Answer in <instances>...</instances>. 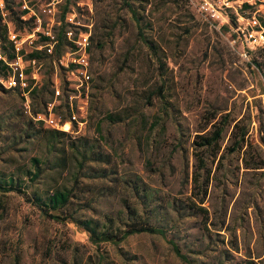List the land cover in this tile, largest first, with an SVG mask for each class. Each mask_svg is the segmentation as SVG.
<instances>
[{
    "label": "rangeland",
    "instance_id": "374dc122",
    "mask_svg": "<svg viewBox=\"0 0 264 264\" xmlns=\"http://www.w3.org/2000/svg\"><path fill=\"white\" fill-rule=\"evenodd\" d=\"M50 1L30 4L37 12ZM64 1L58 0L59 15ZM12 2L18 10L17 0ZM67 9L76 22L68 28L88 34L90 81L75 91V78L56 65L65 62V38L50 57L55 65L49 57L40 60L35 79L25 70L24 83L34 81L32 89L49 83L42 99L28 100V113L14 90H0V173L42 196L72 185L59 214L92 218L114 230L136 219L163 227L164 234L139 231L95 246L71 219H48L8 191L0 193V264H13L15 257L17 264H264V166L254 167L264 164V66L259 71L243 60L230 29L188 0H68ZM26 25L14 23V31L26 38ZM256 49L249 57L257 56ZM64 75L70 89L65 103L52 90L54 76ZM59 102L64 105L50 112L57 127L38 118ZM69 114L73 122L59 125ZM220 123L218 151L203 153L206 195L195 201L207 213L189 215L192 177L205 175L195 168L192 141ZM234 124L246 134L230 151ZM52 129L65 134L51 147ZM86 150L91 157L75 183L71 173ZM32 157L42 168L33 181L25 174L34 168ZM133 182L152 188L153 196L141 202L128 186ZM126 205L136 208V217Z\"/></svg>",
    "mask_w": 264,
    "mask_h": 264
},
{
    "label": "trees",
    "instance_id": "16d2710c",
    "mask_svg": "<svg viewBox=\"0 0 264 264\" xmlns=\"http://www.w3.org/2000/svg\"><path fill=\"white\" fill-rule=\"evenodd\" d=\"M3 6L5 11L7 12V19L13 24L16 23V25L19 26V24H29L31 27L29 28V25H26L29 29V31L32 29L33 24L31 19L22 20L20 18L21 12L19 10H15L12 6L13 2L12 0H2ZM125 6L129 9L132 16L135 17V11L131 8L130 4L127 2H124ZM68 0L64 1V6L62 8V13L60 14L61 17V23L56 26V31L54 33V37L56 40L55 46L59 48L60 46H63L62 44L65 42V29L67 27L66 22L63 21V15L68 10L67 9ZM137 20V18H135ZM264 28V22L262 24ZM138 35L140 39H143L142 33L140 29H138ZM33 46L35 44H43L46 43L47 40H49L48 36H45L41 33H38L37 37L33 39ZM100 47V45L98 46ZM0 50L1 53L4 55V59L6 61H9L13 58L14 54L12 52V45L11 42L7 39V33H6V26L4 24L0 23ZM56 50V49H55ZM255 51H257V56H251L249 63L254 65L259 71H261L262 66H264V46L257 48ZM22 52V51H21ZM24 59H36L37 61L43 60V58H50V56L44 52V50H37V49H30L23 53ZM259 57V58H258ZM51 62V58H50ZM58 68L63 69L61 66H58ZM6 64L4 60L0 59V75H6ZM262 78L264 79V73H261ZM48 81L44 82L40 87L36 89H31L28 91V100L31 98H38L42 99L43 91L48 86ZM60 84H61V96L64 97L63 101H66V95H65V87L66 82L63 80V78H60ZM0 90H14L20 98L23 100L22 95H20L19 90L17 87L13 88H4L0 84ZM64 101V103H65ZM64 103L59 102L57 106H54L55 108L60 107L64 105ZM66 119H63L64 121ZM61 121V122H62ZM224 123H220L213 126V129L205 134H196V138L192 141L193 145V157L195 159V168L197 171H203L205 175L199 180L198 177L201 176V174H197V176L194 174L192 177L193 187L191 190V194L188 196V200L191 203V208L189 209L190 212H188L189 215L196 214L198 210L202 208H198L199 206L196 205V202H202L204 200V197L206 195V187L208 182V174L209 170L206 168V161L205 157L203 155L206 154L205 152L211 153V155H215L218 151V141L221 138V133L223 131ZM51 136L48 138L47 144L51 147L53 146L54 142L57 140L58 136L64 135L65 133L62 130L52 129ZM246 134V129L238 127L237 124H234L233 130H231V138H232V146L229 148L230 151H233L236 147H238L242 142H244V135ZM262 143L264 144V140H262ZM90 152L86 150V152L81 154V159H78L76 162V165L74 170L71 173V179L75 181V183H78L79 173L80 169L82 168L84 164L85 158H90L91 154ZM30 163L33 165V170H26L25 174L29 175V179L33 181L34 179L38 178L40 173L42 172V168L39 164V159L36 157L30 158ZM256 164L254 167H262L264 164ZM130 187V190L134 193L138 194L139 199L141 202L147 201L149 198H151L154 194V190L152 188H145V187H138L134 185L133 183L128 184ZM196 187V188H195ZM197 189V191H195ZM74 188L72 185H61L59 188H53L50 191H46L44 193V196L32 192L28 193L24 189V187L21 185V182L16 181L12 174H7L4 176L0 173V193H5L8 191H14L16 193H19L27 202H29L31 205L35 206L39 213L51 220L54 221H60L63 222L65 220L71 219L74 223L82 227L86 233L88 240L93 243L95 246L98 245L100 241H109L112 243H117L124 239L128 234L139 232V231H145L149 233H158V234H164V228L158 225H151L147 222H142L139 220L134 219L133 221H130L129 224H127L125 227L117 228V230L112 229L111 227L104 226L100 227L99 222L97 220H94L92 218H73L71 215H62L57 213L56 211L63 208L65 205H67L70 202V199L72 197ZM126 211H133L134 216L136 217V208L134 206L126 205L125 206ZM204 213L206 214V209H202ZM134 217V218H135ZM172 248L173 250L183 257L181 253H179V249L177 245L172 241ZM230 246L232 248H236V244H234L232 241H230ZM13 264H17V258H14Z\"/></svg>",
    "mask_w": 264,
    "mask_h": 264
},
{
    "label": "built area",
    "instance_id": "2783aa9c",
    "mask_svg": "<svg viewBox=\"0 0 264 264\" xmlns=\"http://www.w3.org/2000/svg\"><path fill=\"white\" fill-rule=\"evenodd\" d=\"M196 5V10L202 14L205 18L218 22L219 25H224L230 29L233 41H239L241 50L239 55L243 60H250V51L264 46V28L262 26L264 22V0H188ZM18 10L21 12L20 18L22 20L31 19L33 27L30 33H27L26 38L20 37V35L14 31L13 24L6 19L7 12L4 9L3 1L0 0V23L6 26L7 39L11 42L13 58L9 61L4 59V55L0 50V59L4 60L6 64V75H0V84L4 88L17 87L20 95L23 97V111H29L28 108V91L32 89L34 81L31 85L25 84V70L29 69L31 78L35 79L37 70L40 66L39 61L36 59H24L21 45L27 39L28 47L30 49L44 50L50 57L56 52V40L54 33L51 31V26H58L61 23V17L57 10L58 0H51L34 12L30 0H17ZM67 12V11H66ZM66 12L63 15V21L66 22L67 27L65 29L66 42L68 43V50L65 51V62L61 60L56 61L57 66H61L62 71L65 73L69 71L75 78L76 84L75 91H78V86L84 85L87 88L91 75L88 71V59L86 55V49L88 47V34L81 31H72L71 24L76 23L72 21V17L66 16ZM57 14V15H56ZM55 15V16H54ZM41 16L48 18L45 22ZM45 24V25H44ZM12 27V28H11ZM38 33L48 36L49 40L43 44H35L31 36L34 34L36 37ZM27 50V51H28ZM22 51V52H21ZM51 63L54 64V60L51 58ZM24 64L27 67H24ZM66 82L65 95L67 100V90L69 89V83L63 77ZM32 81V80H31ZM52 90L54 98L61 96V84L60 79L54 76L52 80ZM70 90V89H69ZM72 90V89H71ZM74 91V90H72ZM54 105L48 104L46 111L42 115H38V118L42 119L46 124L57 127L56 121L51 117V111ZM43 116V117H41ZM74 120V116L69 114V117L65 121L59 120V125L63 122L70 124Z\"/></svg>",
    "mask_w": 264,
    "mask_h": 264
}]
</instances>
